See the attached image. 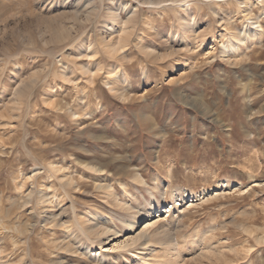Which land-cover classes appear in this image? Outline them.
Segmentation results:
<instances>
[{
  "label": "rangeland",
  "instance_id": "rangeland-1",
  "mask_svg": "<svg viewBox=\"0 0 264 264\" xmlns=\"http://www.w3.org/2000/svg\"><path fill=\"white\" fill-rule=\"evenodd\" d=\"M153 186L196 196L162 197L151 264H264V0H0V264H141L109 248Z\"/></svg>",
  "mask_w": 264,
  "mask_h": 264
},
{
  "label": "bare ground",
  "instance_id": "bare-ground-1",
  "mask_svg": "<svg viewBox=\"0 0 264 264\" xmlns=\"http://www.w3.org/2000/svg\"><path fill=\"white\" fill-rule=\"evenodd\" d=\"M262 1V0H260ZM246 2V1H245ZM243 2V3H245ZM248 2V3H247ZM247 5L249 4V2L251 1H247ZM242 4V2H241ZM240 4V5H241ZM245 5V4H243ZM245 5V6H247ZM254 5V4H253ZM251 6L252 8V3L251 5H249V7ZM242 7V5L240 6ZM254 7V6H253ZM260 7V6H259ZM246 8V7H245ZM244 8V9H245ZM248 9V8H247ZM250 11V9H249ZM252 11V10H251ZM248 14V10H247V13ZM249 15V14H248ZM246 16V15H245ZM250 19V17H248ZM247 18V19H248ZM248 19V20H249ZM252 19V18H251ZM257 21V20H256ZM256 21H252L251 24L252 26H254L255 28H252L249 30V33H251V31L253 32H257V28L261 27V26H258L256 28L255 25H253V23H256L259 25V23H257ZM251 26V27H252ZM250 27V28H251ZM242 30V29H241ZM259 30V29H258ZM240 31V30H239ZM243 31H247V30H243ZM242 32V31H241ZM252 32V33H253ZM244 32H242L243 34ZM250 34L253 36V34ZM248 34V33H247ZM241 34H238L237 35V38L236 39H231V40H227V42L224 43V52H230V51H233V50H236L238 49L239 47V42L241 40H244V38H242L240 36ZM256 35V34H255ZM261 35V34H260ZM235 36V35H234ZM248 36V35H247ZM258 36H259V33H258ZM248 37H245V39H247ZM260 38V36H259ZM230 39V38H229ZM250 39V38H249ZM253 39V38H252ZM251 39V40H252ZM256 39V38H255ZM244 42V41H243ZM246 43V41H245ZM243 43V44H245ZM248 44V43H247ZM112 89V88H111ZM252 110V109H251ZM51 167L53 166V169H55V171H61L63 169L62 166H58V165H54L53 163H51ZM92 168H94L95 166L94 165H91ZM97 170H103V168H100L98 167ZM171 173V172H170ZM155 178V177H154ZM153 178V179H154ZM134 182L137 181L136 183H140V184H143V185H148L146 179L144 176H142V174L140 172H137L136 174H134V178H133ZM156 179V178H155ZM158 180V179H156ZM121 182V181H120ZM124 182V181H123ZM157 182V181H156ZM159 182V181H158ZM111 183V182H110ZM153 185V184H152ZM158 185V184H157ZM64 186V185H63ZM122 186V185H121ZM127 186V185H126ZM114 187V186H113ZM112 185H101V188H103L105 190V193H107L108 195H112L113 197L115 196L116 199H118L119 201H121L120 197L115 195V192L113 191V188ZM159 187V186H158ZM127 188V187H126ZM153 189H156L154 186L153 187H148V190L153 198V201L150 202V205H151V208H148L147 206H143V210L142 209H139L138 211L139 212H135L134 214V219L133 220H130L128 218H125L123 219L122 217L121 218V221L124 223H126V227L129 228L132 232L129 236H127L126 238H121L118 237L120 234H121V229L119 228V226H117L116 224H110L107 225L105 224V220L108 219V216L102 214V213H99L98 211H95V210H92V209H89L87 210V212L83 215V217L80 219V222H78V225L81 227V230H83V233L87 236H90L93 238L94 236V239H93V244H96V245H101L105 240H109L111 239L112 237H118L117 239V242L113 245H111V247L109 249H117V248H123L126 252L130 251L132 254V259L135 260L137 259V262H140L141 264H151L152 262L150 261V258L149 257H145V256H142V254L144 253V249H146L149 244L152 245L153 241L156 239L158 240H161L162 237H165L163 235L165 234H168V230L166 229H162V230H159L158 231H154V228L155 225L160 221L159 218L154 220L153 218L154 217H162L163 214H165L166 212L168 211H171L173 208H175L176 206L173 204H169L167 207L165 206H162V200L164 197H166V195L168 193H170V191H172L171 193L174 194V197L175 195L176 196H179L181 197V199H183V201H185V199H189L192 197V201H194V197L196 196L192 191L188 190L187 188L185 189L184 193H183V196L182 194L180 193V190L179 188L177 187L175 189V192L176 193H173V190H168L167 188L164 189L162 192H161V197L160 199L157 197L156 193L154 192ZM159 189V188H157ZM156 189V190H157ZM129 191H127L128 193ZM205 192V191H204ZM203 192V194H204ZM126 193V191H124V194ZM120 195V194H119ZM200 195V194H199ZM60 198V197H59ZM125 199V198H124ZM165 199V198H164ZM133 200V199H132ZM176 200V199H175ZM128 202V201H127ZM155 202V203H154ZM122 203V202H121ZM123 204H127V203H123ZM133 204V203H132ZM132 204H127L128 205V210L130 209H133L135 206L132 205ZM153 205V206H152ZM123 206V205H122ZM170 207V208H169ZM136 208V207H135ZM164 208H167V209H164ZM169 208V209H168ZM140 210H142L140 212ZM131 212V211H130ZM52 216H55V214H52ZM162 219V218H161ZM107 220V221H108ZM111 220V219H110ZM109 220V221H110ZM108 221V222H109ZM62 222V221H61ZM111 222V221H110ZM167 222V220L165 221ZM67 223V222H66ZM107 223V222H106ZM159 225V224H158ZM161 225V224H160ZM162 225H166L164 222H162ZM169 225V223H168ZM67 227H69V225H67ZM72 229V228H70ZM69 229V230H70ZM170 229V228H169ZM70 232H72L70 230ZM79 233V232H78ZM74 234V233H73ZM72 238H78L79 235L78 234H74V235H71ZM74 236V237H73ZM74 238V239H75ZM82 238V237H81ZM89 238V237H88ZM105 239V240H104ZM163 239V238H162ZM73 239H71L72 241ZM80 241V240H79ZM78 241V242H79ZM157 241V240H155ZM73 242V241H72ZM77 242V243H78ZM88 242V241H87ZM84 243V242H83ZM74 244V243H73ZM86 247V246H85ZM89 249H91L92 245L90 246H87ZM104 246L101 245L100 246V249H102ZM79 248V247H77ZM113 253V252H112ZM109 254H111V252H108V251H104V250H101L100 252H96L94 253L93 255V261H96V264H110L109 262ZM117 257H124L125 254L124 252L122 253H119L117 255H115ZM130 258V257H129ZM99 260L101 261L100 263H97L99 262Z\"/></svg>",
  "mask_w": 264,
  "mask_h": 264
}]
</instances>
